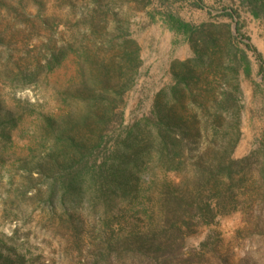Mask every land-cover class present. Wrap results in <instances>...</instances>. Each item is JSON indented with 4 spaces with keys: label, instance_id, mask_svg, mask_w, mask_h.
Instances as JSON below:
<instances>
[{
    "label": "rangeland",
    "instance_id": "obj_1",
    "mask_svg": "<svg viewBox=\"0 0 264 264\" xmlns=\"http://www.w3.org/2000/svg\"><path fill=\"white\" fill-rule=\"evenodd\" d=\"M232 7H237L234 0H0V121L10 115L16 120L13 127L0 123V264L2 259L4 264H103L105 252L108 264L153 263L151 251L142 245L151 238L150 227L159 226L156 232H161L164 226L156 223V197L167 186L195 193L189 165L199 152L192 154L184 172L146 164L143 197L127 212L118 203L110 222L94 209L99 198L88 187L93 172L89 168L109 162L115 139L150 115L157 94L173 83L174 62L194 56L188 43L178 51L179 37L147 12L171 11L194 25L227 23L237 36L236 23L221 15ZM239 11L238 40L251 46L245 48L251 73L233 70L225 36L218 35L217 47L208 53L209 65L196 75L197 97H188L186 109L178 104L176 110L185 117L191 140L203 152L209 145L203 158L207 161L219 142L214 100L225 91L234 94L240 106V135L232 157L252 155V179L228 202L235 210L219 214L212 223L191 226V232L177 240L181 245L176 257L165 255V264H264V198L252 182L264 142V20ZM125 32L139 43L142 62L134 84L115 108L116 120L97 126L93 119L84 120L103 106L93 101L90 88L100 64L115 68L110 72L113 91L119 88L124 55L119 37ZM66 48L76 52L47 70L50 54ZM236 119L227 115L219 130L232 126V133ZM100 134L105 140L98 145ZM80 168L88 177L82 201L73 204L66 181ZM51 190L55 195L50 203ZM190 252L194 256L184 261Z\"/></svg>",
    "mask_w": 264,
    "mask_h": 264
},
{
    "label": "trees",
    "instance_id": "obj_2",
    "mask_svg": "<svg viewBox=\"0 0 264 264\" xmlns=\"http://www.w3.org/2000/svg\"><path fill=\"white\" fill-rule=\"evenodd\" d=\"M234 2L237 7H232L230 10L224 9L221 15L236 23L237 36L232 34L227 23L209 22L194 25L184 21L171 11L147 12L152 21L160 22L166 30L177 38L179 37L178 40H175V44L181 41L190 44L194 56L186 61L174 62L171 69L173 83L157 94L150 115L134 123L123 137L115 139V142L109 146V162H104L98 168L95 166L89 168L93 172L89 175L91 186L88 187H92V193L94 192L95 197L99 198L98 207L95 206L94 209L102 211L107 221L110 222L115 218L114 213L118 203L124 204V211L127 212L132 206L135 207L139 197H143V189L140 184L146 164L156 167L160 163V169L169 172H184L188 167V160L193 161L194 155L192 154L199 152L195 164L189 165L193 171L195 193L167 186L162 187L156 197L158 205L155 204V214H158L159 217L156 219V223L164 226H162L161 232H156L160 229L159 226L150 227L147 236L151 238L149 241L143 238L144 244L142 245L148 247L151 251L149 255L154 257L151 264H165V255L169 253L172 256L176 255L175 250H180L179 246L181 245L177 243L179 236L189 234L191 226L212 223L219 214H227L235 210L234 205L228 206L229 201L252 179V177L249 179L253 174L251 170L252 155L242 159L232 157L240 135L238 114L240 106L236 102L234 94L225 91L219 99L215 98L214 100L215 108L212 115L215 121L219 122L214 133L219 142L214 157L207 161L203 158L207 157L206 150L209 145L203 152L196 142L191 140V133L185 127V117L178 114L176 110L178 104H181L182 109H186L185 102L188 97L192 100L197 97L194 90L197 83L195 82L196 75L209 65L210 56L208 53L210 48L217 47L218 35L225 36L224 47L227 53L233 56L231 61L234 65V67L232 66L233 70L236 73L242 70L246 75L251 73V61L245 50V48L250 49L251 46L245 41L238 40L239 36L242 37L239 10L242 9L254 19L264 20V0H234ZM195 6L202 8L200 2H196ZM119 39H121V48L124 50L123 62L121 61L123 65L118 69L119 88L113 91V87L116 86L113 84L114 76L110 72L115 68H108L101 64L97 66L98 73L94 75L92 88H90L93 90L91 96L93 101L99 102L103 106L93 109L84 120L93 119L97 126L108 125L116 120L115 108L123 102L125 93L134 84L137 70L142 62L139 43L131 38L128 32H125V35L120 36ZM199 41L203 43L202 49L197 48ZM240 44L244 45V48L240 47ZM73 51L75 50L72 48H66L59 53L50 54L46 65L47 70L54 69L69 52ZM33 78L34 74L29 76L28 80L31 81ZM99 86L101 91L98 89ZM226 114L237 118L232 133H230L233 129L232 126H225L219 130L221 122L227 117ZM0 123L10 124L13 127L16 120L10 115ZM7 136L5 132L4 137ZM104 140V136L100 134L97 139L98 145L102 144ZM201 151L203 153H200ZM260 155L262 158L259 172L252 182L264 198V142ZM85 171L86 169L80 168L70 172V178L66 181L69 190L74 193L73 204L81 202L84 197V186L86 177H88V174L85 175ZM152 183L155 182L152 181ZM54 195V190H51L48 198L50 203L53 201ZM152 219L155 218L152 217ZM165 235L167 238H164ZM162 239L165 241L161 242ZM206 244L205 242L203 247ZM190 253L191 255L184 261H188L194 256L192 252ZM160 258H162L161 261ZM101 260L103 264H108L107 252L102 254ZM4 262L2 259L1 264Z\"/></svg>",
    "mask_w": 264,
    "mask_h": 264
},
{
    "label": "crops",
    "instance_id": "obj_3",
    "mask_svg": "<svg viewBox=\"0 0 264 264\" xmlns=\"http://www.w3.org/2000/svg\"><path fill=\"white\" fill-rule=\"evenodd\" d=\"M169 32V31H168ZM169 33H171V32H169ZM172 35H174L173 33H171ZM175 39H176V37H175ZM176 46L178 47V51L179 50H182L184 47H185V43H183L182 41L181 42H179L178 44H176Z\"/></svg>",
    "mask_w": 264,
    "mask_h": 264
}]
</instances>
